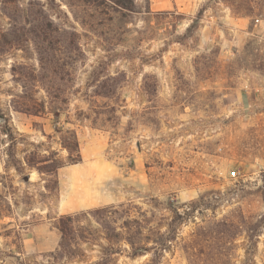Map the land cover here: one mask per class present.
I'll list each match as a JSON object with an SVG mask.
<instances>
[{"label": "rangeland", "instance_id": "374dc122", "mask_svg": "<svg viewBox=\"0 0 264 264\" xmlns=\"http://www.w3.org/2000/svg\"><path fill=\"white\" fill-rule=\"evenodd\" d=\"M49 21L57 27L51 33ZM105 75L118 78L110 86L119 97L118 120H79L80 93L104 92L90 80ZM32 77H64L68 86L58 118L75 129L81 162L58 172L59 214L134 201L159 220L169 216V204L217 196L177 225L162 264H214L217 248L202 241L192 252L186 242L201 218L233 209L242 211L244 219L239 212L235 219L245 231L237 250L221 249L234 252L228 264H242L245 248L248 264H264V0H0V109L18 132L39 141L41 131L53 132L55 116L10 107L21 88L16 78L31 85ZM38 213L20 230L21 257L41 264L96 260L98 252L84 245L81 258L46 263L59 232ZM0 248L14 245L0 236ZM113 258L147 264L149 255Z\"/></svg>", "mask_w": 264, "mask_h": 264}, {"label": "trees", "instance_id": "16d2710c", "mask_svg": "<svg viewBox=\"0 0 264 264\" xmlns=\"http://www.w3.org/2000/svg\"><path fill=\"white\" fill-rule=\"evenodd\" d=\"M54 23L48 22L50 33L57 30ZM51 38V34H50ZM51 44V40L49 41ZM66 44H59L51 52L52 57L60 54ZM50 46V45H49ZM51 51V50H50ZM58 63V60H53ZM64 68V65H61ZM15 70V69H13ZM91 78V86H101L104 92L84 91L79 99L85 107H77L74 114L79 120H87L96 125L98 121L112 123L118 120L116 106L118 95L110 86L118 80L115 76L105 75ZM32 83L22 82L16 78L20 90L12 95L10 107L16 111L32 115H43L46 111L55 116L53 132L46 134L41 131L43 140H33L18 132L12 126L10 119L0 109V236L9 239L14 248H0V263L5 258L15 259L14 264H41L35 260L21 257L19 251L20 230L29 226L32 220L41 218L38 212L45 211L44 217L59 232V242L55 253L47 256L46 263H52L56 258L65 256L69 259L81 258L86 251L84 245L96 250V260L88 264H116L114 255L122 252L130 259L149 255L147 264H162L164 253L171 249L177 237V225L198 210L209 209L210 202H217L218 197H204L183 206L164 207L169 212L168 217L156 220L154 210L143 209L134 201L122 202L96 207L90 210L59 214L56 206L59 201L58 172L61 168L81 162L79 142L74 128H64L59 120L63 110L57 103H66L64 96L67 84L64 77H53L44 80L42 77H32ZM51 83L54 94L49 92L47 84ZM89 83V84H90ZM29 84V86H28ZM63 87V88H61ZM116 87V86H115ZM41 91L44 94H41ZM97 97L110 99L99 105ZM46 99L48 101L46 102ZM48 105L50 107H48ZM120 109V108H119ZM66 119H70L66 117ZM63 122H68L64 120ZM54 144V145H53ZM63 152L65 154H63ZM35 174V178H32ZM258 190H260L258 188ZM264 194V193H263ZM152 206L157 209V199H151ZM157 201V202H156ZM233 209L217 217L215 214L201 218L195 224L187 241V250L194 251L202 241L208 249L217 248L211 260L214 264H228L234 252H222L223 248L237 250L236 238L241 235L243 226L236 220V213L244 219L241 210ZM38 211V212H36ZM238 215V214H237ZM21 218V219H20ZM7 219V221H5ZM252 235L247 234L248 242L255 243ZM121 243V244H120ZM245 258L242 264H248L249 250L244 249ZM18 252V255L11 254ZM20 254V255H19ZM79 261L82 262L81 259Z\"/></svg>", "mask_w": 264, "mask_h": 264}, {"label": "crops", "instance_id": "0c3cea01", "mask_svg": "<svg viewBox=\"0 0 264 264\" xmlns=\"http://www.w3.org/2000/svg\"><path fill=\"white\" fill-rule=\"evenodd\" d=\"M2 169V163H1V161H0V170Z\"/></svg>", "mask_w": 264, "mask_h": 264}, {"label": "water", "instance_id": "95a60500", "mask_svg": "<svg viewBox=\"0 0 264 264\" xmlns=\"http://www.w3.org/2000/svg\"><path fill=\"white\" fill-rule=\"evenodd\" d=\"M3 121V119L0 117V122H2Z\"/></svg>", "mask_w": 264, "mask_h": 264}]
</instances>
